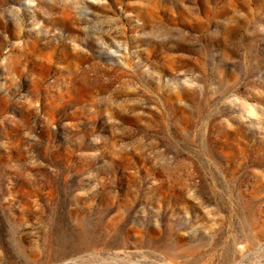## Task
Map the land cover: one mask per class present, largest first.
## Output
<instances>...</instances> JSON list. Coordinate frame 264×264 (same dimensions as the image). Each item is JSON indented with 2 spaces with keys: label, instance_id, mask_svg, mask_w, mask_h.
Segmentation results:
<instances>
[{
  "label": "rangeland",
  "instance_id": "rangeland-1",
  "mask_svg": "<svg viewBox=\"0 0 264 264\" xmlns=\"http://www.w3.org/2000/svg\"><path fill=\"white\" fill-rule=\"evenodd\" d=\"M0 264H264V0H0Z\"/></svg>",
  "mask_w": 264,
  "mask_h": 264
}]
</instances>
